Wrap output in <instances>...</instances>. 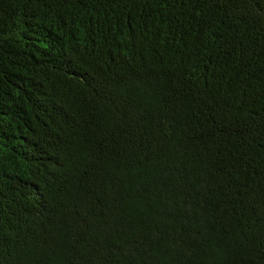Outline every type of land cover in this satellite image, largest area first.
I'll use <instances>...</instances> for the list:
<instances>
[{
    "label": "trees",
    "instance_id": "trees-1",
    "mask_svg": "<svg viewBox=\"0 0 264 264\" xmlns=\"http://www.w3.org/2000/svg\"><path fill=\"white\" fill-rule=\"evenodd\" d=\"M0 264H264V0H0Z\"/></svg>",
    "mask_w": 264,
    "mask_h": 264
}]
</instances>
